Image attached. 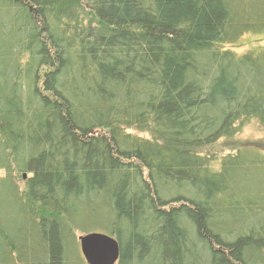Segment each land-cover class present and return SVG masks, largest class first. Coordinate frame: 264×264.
<instances>
[{
  "label": "trees",
  "instance_id": "16d2710c",
  "mask_svg": "<svg viewBox=\"0 0 264 264\" xmlns=\"http://www.w3.org/2000/svg\"><path fill=\"white\" fill-rule=\"evenodd\" d=\"M263 32L264 0H0V264L96 229L117 264H264V144L212 152L264 129V48H229Z\"/></svg>",
  "mask_w": 264,
  "mask_h": 264
},
{
  "label": "rangeland",
  "instance_id": "374dc122",
  "mask_svg": "<svg viewBox=\"0 0 264 264\" xmlns=\"http://www.w3.org/2000/svg\"><path fill=\"white\" fill-rule=\"evenodd\" d=\"M229 48H232L235 52L238 54H243L246 53L249 50L255 49V50H262L264 48V32L259 33V34H251V35H246L242 37L235 45L229 46ZM137 134V133H136ZM141 136H146V135H141ZM228 140H222L220 141L216 146H214V150H212L213 153H218V155L223 156L229 152H235L239 146L242 143H247V142H258V143H263L264 144V129L260 128L257 126L256 123L254 122H248L244 128L231 140L229 141L227 145ZM216 165V166H215ZM214 165V170H219L220 169V163H217ZM4 172H0V178H3L5 175ZM18 184L20 189L23 191L24 189V180L23 178L18 179ZM0 195H14L12 192V189L9 187H4L0 184ZM1 198V197H0ZM8 202L13 205V198L10 199L8 198ZM8 213V212H7ZM13 213L12 219L13 221L11 222V227L13 228L14 232L17 234L19 239H23V237L18 235V231L21 227H25L23 225V221L20 215V212H18L16 209L13 208L10 210V214ZM96 232H103L102 230L96 229ZM105 234V233H104ZM78 238L80 236H83L82 234H77ZM69 255L73 259L79 258V254L81 253L80 250V242L79 245H74L73 243H70L69 245ZM80 251V253H79ZM82 256V254H81ZM83 258V256H82ZM84 260V258H83ZM86 263V262H85Z\"/></svg>",
  "mask_w": 264,
  "mask_h": 264
},
{
  "label": "water",
  "instance_id": "95a60500",
  "mask_svg": "<svg viewBox=\"0 0 264 264\" xmlns=\"http://www.w3.org/2000/svg\"><path fill=\"white\" fill-rule=\"evenodd\" d=\"M27 176L23 175V180ZM80 250L87 264H117L120 247L116 239L102 233H89L79 237Z\"/></svg>",
  "mask_w": 264,
  "mask_h": 264
}]
</instances>
